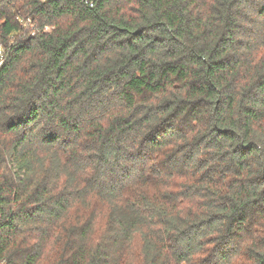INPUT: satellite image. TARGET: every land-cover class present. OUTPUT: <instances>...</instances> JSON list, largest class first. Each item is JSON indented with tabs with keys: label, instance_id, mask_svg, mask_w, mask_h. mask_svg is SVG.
Listing matches in <instances>:
<instances>
[{
	"label": "trees",
	"instance_id": "trees-1",
	"mask_svg": "<svg viewBox=\"0 0 264 264\" xmlns=\"http://www.w3.org/2000/svg\"><path fill=\"white\" fill-rule=\"evenodd\" d=\"M0 264H264V0H0Z\"/></svg>",
	"mask_w": 264,
	"mask_h": 264
},
{
	"label": "built area",
	"instance_id": "built-area-1",
	"mask_svg": "<svg viewBox=\"0 0 264 264\" xmlns=\"http://www.w3.org/2000/svg\"><path fill=\"white\" fill-rule=\"evenodd\" d=\"M2 50H1V48H0V65H1V63H2V60H3V58H2V52H1Z\"/></svg>",
	"mask_w": 264,
	"mask_h": 264
}]
</instances>
